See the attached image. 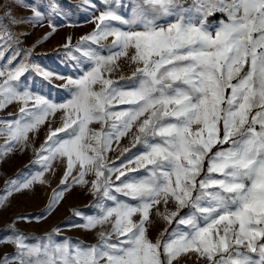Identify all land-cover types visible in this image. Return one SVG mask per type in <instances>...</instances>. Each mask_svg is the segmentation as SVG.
<instances>
[{"label":"snow or ice","instance_id":"obj_1","mask_svg":"<svg viewBox=\"0 0 264 264\" xmlns=\"http://www.w3.org/2000/svg\"><path fill=\"white\" fill-rule=\"evenodd\" d=\"M101 2L93 30L61 46L73 75L37 63L30 50L0 63V110L20 105L14 119H0V160L27 150L30 134L49 123L32 162L39 170L5 181L0 209L47 183L59 161L63 187L48 212L73 186L86 188L93 211L72 210L81 222L69 227L99 228L97 243L57 240L59 228L28 237L13 222L0 243L14 252L0 264H176L190 253L199 264H264V0ZM23 6L32 12L23 20L10 8L0 16V61L17 41L8 25L47 21V39L54 17L67 16L57 0ZM84 8L97 6L82 0ZM215 13L226 19L209 24ZM121 60L132 70L114 78ZM26 74L68 98L33 91ZM125 137L117 164L108 153ZM157 222L164 227L152 239Z\"/></svg>","mask_w":264,"mask_h":264},{"label":"rangeland","instance_id":"obj_2","mask_svg":"<svg viewBox=\"0 0 264 264\" xmlns=\"http://www.w3.org/2000/svg\"><path fill=\"white\" fill-rule=\"evenodd\" d=\"M36 2L37 0H0V16H3L6 8H10L11 15L17 21L23 20L32 15V12L23 5ZM40 2L43 3L45 0H40ZM57 2L67 13V16L65 18L54 17L53 23L57 25V30L47 39H44L45 35L51 32L47 21L42 27H33L27 23L8 25L18 42H11L10 47L4 50L3 61H0V63L6 62L12 56H15L13 63H19L24 59L25 51L30 50L32 52L31 59L46 68L64 75L74 74L71 63H66L64 60L61 46L65 43L67 37H71L72 42L76 43L80 37L90 33L94 28V24L90 22L93 12L95 15H99L100 11L105 10V6L101 0H93V3L97 6L96 9L84 8V10H81L82 0H57ZM127 3H130V0H121V4ZM119 11L127 15V11L123 7ZM221 19H226V17ZM219 21L207 20L209 24L213 25L218 24ZM4 23L8 24V21L4 20ZM34 45L35 47L33 48ZM120 64L121 72L114 74V78L120 74H130L132 70L126 61L121 60ZM26 76L29 77L26 82L31 85L33 91L39 92L58 103L68 98L65 91L43 82L38 76L34 74H26ZM53 83L59 85L63 81L56 80ZM19 107L18 103H13L7 108L0 110V119H14ZM60 116L61 113H57L55 117L50 118L51 127L60 126ZM92 127L98 128L99 125L93 124ZM48 128L49 123L46 122L34 136L30 134L31 146L27 150L21 151L17 148L0 160V192L3 191L6 180L15 178L18 174H28L30 171L39 170V165H34L32 162L36 158V149L45 140ZM3 145L4 139L0 138V146ZM125 147H130L128 137L122 138L119 149L108 153L110 160L119 164L120 160L117 157L120 150ZM131 151L135 153L136 149L132 148ZM63 172L64 166L57 161L55 171L45 175L47 183L43 185L37 184L31 192L14 195L9 205L0 209V240L12 234V229L8 226L15 222V229L28 237L43 236L45 233L51 232L52 229L59 228L60 232L56 237L57 240L69 238L73 241L79 240L85 245L97 243L96 233L100 231L99 228L95 231H85L79 227H69L71 224L81 222L80 218L76 217L72 210L93 211L91 205L94 202V197L86 188L79 185L73 186L70 191L65 193L63 199L55 205L51 212H48V205L53 195V190L63 187L61 185ZM42 215L46 218L37 221L36 217ZM17 217H27L28 219L17 220ZM163 227L162 222H157L151 230V238L155 239ZM13 252L14 247L12 245L0 243V258ZM176 264H199V262L195 254L190 253L187 256L180 257Z\"/></svg>","mask_w":264,"mask_h":264},{"label":"trees","instance_id":"obj_3","mask_svg":"<svg viewBox=\"0 0 264 264\" xmlns=\"http://www.w3.org/2000/svg\"><path fill=\"white\" fill-rule=\"evenodd\" d=\"M224 14L223 13H215L214 15L212 16H209L208 17V20L210 21H219L221 18H224Z\"/></svg>","mask_w":264,"mask_h":264}]
</instances>
